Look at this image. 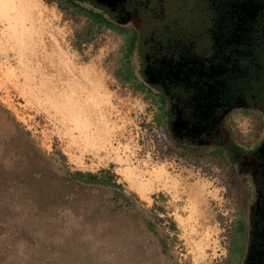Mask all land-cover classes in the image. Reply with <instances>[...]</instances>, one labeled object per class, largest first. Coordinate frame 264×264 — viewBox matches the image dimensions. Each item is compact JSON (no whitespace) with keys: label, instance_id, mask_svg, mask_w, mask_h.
I'll return each mask as SVG.
<instances>
[{"label":"rangeland","instance_id":"obj_1","mask_svg":"<svg viewBox=\"0 0 264 264\" xmlns=\"http://www.w3.org/2000/svg\"><path fill=\"white\" fill-rule=\"evenodd\" d=\"M20 1V9L0 11V154L21 130L59 174L112 172L132 204H120V211L137 216L143 235L136 233L140 250L128 255L132 264H241L242 251L239 247V255L235 246L245 240L240 220L247 227L253 194L247 196L244 171L252 165L242 160L230 170L211 152L176 144L186 138L180 121L167 132L164 106L155 91L144 88L137 57L128 52L131 24L96 17L89 3ZM117 1L99 0L111 7ZM132 18L136 25L139 20ZM260 119L232 111L233 138L246 144L261 131ZM190 134L199 140L200 133ZM256 146L254 141L234 146L232 162L238 163L235 154ZM240 168L243 173H233ZM42 188L36 189L43 198ZM127 221L120 224L128 235L117 246L121 256L135 244L131 239L137 230ZM44 229L45 234L0 216L4 250L21 239L29 244V260L20 264L82 261L71 248L59 259L52 230ZM110 243L106 239L99 254L102 264L118 255L106 250L113 249ZM0 264H11L5 251Z\"/></svg>","mask_w":264,"mask_h":264},{"label":"trees","instance_id":"obj_2","mask_svg":"<svg viewBox=\"0 0 264 264\" xmlns=\"http://www.w3.org/2000/svg\"><path fill=\"white\" fill-rule=\"evenodd\" d=\"M73 1L75 0L66 2L75 5L76 3L81 4L79 1L82 0ZM196 3L197 5H195ZM90 6L92 7L90 10L94 11L96 17H101L111 23L119 22L117 15L105 7L95 3H90ZM127 6L135 9V18L139 20L136 25L133 24L134 18L126 19L122 24L119 22L121 26H125V24L132 26V34L127 44L128 52L134 53L137 57L139 75L147 88L140 83L149 92L150 90L157 92L159 88L146 82L142 74L143 55L147 52L152 41L150 38L164 40L177 35L192 36L195 33H201L202 29L206 28L204 25H210L211 22L209 23L208 18L203 17V4L198 0H131ZM209 37H206L205 40L211 43L212 40ZM254 41L262 43L264 39L260 37ZM239 70L229 85L232 90L241 91L248 102H258L259 113L262 115L259 121H261L263 129L264 70L256 71L250 66L239 68ZM156 96L165 108L168 99H164L160 94ZM163 116L166 126L165 113ZM167 117L170 118V115L167 114ZM260 133L261 131H256L255 136H252L253 138L248 142L253 141ZM177 145L193 152H211L213 157L220 160L229 169L237 164L235 160L232 162L234 151L231 149L234 146L240 147L239 142L233 138L232 131L231 140L224 145L196 148ZM3 147L4 150L0 154V216L2 218H10L20 226L35 231L41 230L43 234L47 232L44 228L51 229L52 238L50 241L54 242L56 248H59V259L61 253L71 248L82 259L78 264H102L103 260L100 261L99 254L106 248H104L106 239L112 240L110 248L114 249L106 250L110 254H113V251L116 253L117 246L124 245V238L128 236L126 230H121L120 224L129 220L132 222V229L137 230L131 239L135 244L123 254L126 256H121L118 251V255L107 262L111 264L133 263V259L128 255L136 256L140 250V240L136 238V233L140 234L139 237L143 235L137 229L141 228L136 221L137 216L120 211V204L126 207L132 204H130L129 198L122 195L121 185L116 182V176L112 172L100 169L97 172L75 170L59 174L52 168L49 158L24 138L21 130L15 133ZM233 173L241 174L239 169ZM247 176L245 183L248 196L253 194L255 184L252 178ZM37 187H43L42 190L47 195L43 198L39 197L40 193L36 189ZM251 190L252 192H250ZM240 225L242 234L246 231V227L243 226L244 220H240ZM86 235H90L91 238H85ZM98 239L100 245L96 246ZM5 243L0 240V255L5 251L11 264H20L29 260L27 258L29 244L26 240L21 239L15 245H7L4 250ZM241 245L243 247L242 241L237 243V247L235 246L237 253H239V247L243 253L244 247L242 248ZM14 251L17 253L12 254Z\"/></svg>","mask_w":264,"mask_h":264},{"label":"flooded vegetation","instance_id":"obj_3","mask_svg":"<svg viewBox=\"0 0 264 264\" xmlns=\"http://www.w3.org/2000/svg\"><path fill=\"white\" fill-rule=\"evenodd\" d=\"M129 1L118 0L114 7L99 0L79 2L99 4L114 12L118 20L126 21L136 16L135 9L127 6ZM198 1L202 2L203 17L208 18L210 25L188 37L150 38L152 41L143 55L142 74L146 82L159 88L156 94L168 99L164 108L168 131L180 121V131L186 138L176 140L177 144L216 147L231 140L229 122L235 109L243 115L252 112L262 117L258 102H248L229 83L239 68L264 70V42L254 41L264 39V0ZM206 37L212 42H207ZM260 130L253 140L257 146L236 156L239 167L242 160L252 165L244 174L255 184L253 200L248 204L241 264H264V128L260 126ZM188 131L200 133L199 140ZM251 142L239 144L248 146Z\"/></svg>","mask_w":264,"mask_h":264},{"label":"bare ground","instance_id":"obj_4","mask_svg":"<svg viewBox=\"0 0 264 264\" xmlns=\"http://www.w3.org/2000/svg\"><path fill=\"white\" fill-rule=\"evenodd\" d=\"M18 3L22 4L24 2H21L20 0H0V11L2 13H6V12L8 13L11 10L18 9L19 7H21V6L18 7ZM6 17H10V16H8V14H7ZM19 22L21 24L23 23V21H19Z\"/></svg>","mask_w":264,"mask_h":264}]
</instances>
